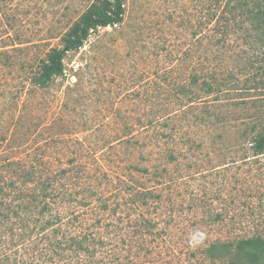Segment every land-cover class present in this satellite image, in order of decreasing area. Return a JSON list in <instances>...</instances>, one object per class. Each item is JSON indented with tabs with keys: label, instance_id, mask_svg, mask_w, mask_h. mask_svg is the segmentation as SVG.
Listing matches in <instances>:
<instances>
[{
	"label": "rangeland",
	"instance_id": "374dc122",
	"mask_svg": "<svg viewBox=\"0 0 264 264\" xmlns=\"http://www.w3.org/2000/svg\"><path fill=\"white\" fill-rule=\"evenodd\" d=\"M92 1L0 0L6 176L15 163L78 172L58 183L70 195L50 199L52 212L67 216L65 235L101 220L99 264H246L219 243L264 237V153L249 150L251 125L264 124L261 50L238 35L216 43L214 19L202 24L211 0H122L119 24L92 31L62 75L34 85ZM36 226L0 222V264H90L61 257Z\"/></svg>",
	"mask_w": 264,
	"mask_h": 264
},
{
	"label": "trees",
	"instance_id": "16d2710c",
	"mask_svg": "<svg viewBox=\"0 0 264 264\" xmlns=\"http://www.w3.org/2000/svg\"><path fill=\"white\" fill-rule=\"evenodd\" d=\"M211 1L209 16L203 17L202 24L207 25L210 18L214 19L207 28L214 29L215 35H219L216 43L223 46L230 40V35H238L244 43H254L258 46L263 56L261 68L264 75V0ZM123 14L122 0H93L65 33L62 47L51 49L46 58L40 61L38 70L32 78L33 84L45 87L54 77L62 75L65 54L82 47L90 33L98 27L119 24ZM193 90L182 86L177 92L185 94L192 100L195 95ZM251 127L253 133L249 141V150L253 155L263 154L264 124ZM15 164L19 169L15 170L17 175L12 179L11 175L6 176L5 171L6 168L13 167V163L0 162V222L11 221L13 218L20 221L24 227L29 220L37 221V231L47 237L53 236L55 241L50 245L61 250V257L64 256L62 252L70 250L77 257L80 254L84 255L90 264H99L98 252L106 241L100 236L101 220L97 218L91 225L85 227L86 229L78 230L73 227L65 235L63 226L66 223L63 217L67 216L52 212L50 203L53 197L56 199L70 195L64 189L67 187L65 184L62 187L58 186L60 180L78 179L80 174L78 172L69 174L64 168L59 173H50L45 177L34 164L28 168L22 167L19 163ZM146 196L147 193L143 191L142 197ZM103 198L97 197L99 209L108 210V204ZM83 203L84 206L88 204L85 201ZM14 225L15 223L11 224L7 229L12 231ZM214 245L216 244L213 243L210 247ZM219 245L226 247L246 264H264V237L260 234Z\"/></svg>",
	"mask_w": 264,
	"mask_h": 264
}]
</instances>
